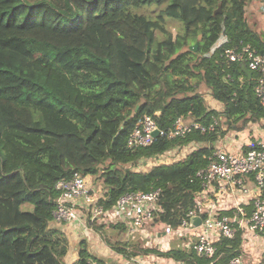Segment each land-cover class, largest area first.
<instances>
[{"label":"trees","instance_id":"1","mask_svg":"<svg viewBox=\"0 0 264 264\" xmlns=\"http://www.w3.org/2000/svg\"><path fill=\"white\" fill-rule=\"evenodd\" d=\"M128 1L65 0L59 6L51 0H0V264H104L85 237L75 262H67L70 240L52 222L56 184L75 172L103 180L98 202L106 208L125 193L161 187L165 212L158 220L177 226L194 205L201 188L197 171L216 143L241 129V122L264 117L253 83L244 80L246 67L221 55L240 40L264 51V36L247 22L250 0H155L162 7L156 18L141 15L143 60L118 47L109 30L93 44L23 34L34 28L77 32L89 22L96 32L115 20L117 9L130 13ZM219 3L222 11L214 14ZM167 19L180 21L177 34ZM195 42L197 50L190 47ZM202 84L222 109L207 103ZM145 114L165 129L182 115L206 126L215 116L218 124L176 138L159 135L132 149L128 136ZM163 155L167 162L142 169ZM90 218L87 224L125 257L145 251L184 264H211L177 242L167 250L142 249L128 239L124 223ZM240 244V232L225 238L214 264H226Z\"/></svg>","mask_w":264,"mask_h":264},{"label":"built area","instance_id":"2","mask_svg":"<svg viewBox=\"0 0 264 264\" xmlns=\"http://www.w3.org/2000/svg\"><path fill=\"white\" fill-rule=\"evenodd\" d=\"M221 55L227 61L240 62L246 67L244 80L253 83L264 107V51L249 41L240 40L225 47ZM217 124L215 116L206 126L196 118L182 115L165 129L151 115L145 114L130 132L127 143L135 149L152 144L159 135L176 138L196 129L214 130ZM253 125L264 127V117ZM168 160L163 155L145 164ZM197 178L201 188L195 192L194 205L177 226L165 223L161 233L176 240L177 246L211 258L214 264L222 256V241L240 232V250L229 257L226 264H264V139L226 132L216 143L207 165L197 171ZM56 187L60 194L53 211L54 224H83L94 231L87 224L90 214V219L98 222L124 223L128 237L139 236L147 239V244L161 238L156 223L165 212L161 187L125 193L109 208L98 202L103 192L96 194L88 175L75 172L71 178L58 181ZM194 217H199L200 222L193 223ZM138 260L140 264H149L146 259Z\"/></svg>","mask_w":264,"mask_h":264},{"label":"rangeland","instance_id":"3","mask_svg":"<svg viewBox=\"0 0 264 264\" xmlns=\"http://www.w3.org/2000/svg\"><path fill=\"white\" fill-rule=\"evenodd\" d=\"M28 1L34 2L38 0ZM51 1L59 6H63V4L65 3V0ZM127 6L130 13H128L124 8L117 9L115 13V20L109 24L104 25L96 32L88 28V25L90 24L89 22L83 29H80L77 32L51 33L46 29L34 28L32 30L24 32L23 34L36 36L39 38H48L57 43L86 42L89 44H93V42L98 41L102 38L106 30H109L115 44L118 47L128 50L135 58L143 60L147 52V37L144 32L145 23L141 18V15L156 18L162 7L161 5H158L155 0H129L127 2ZM263 7L264 0H250L246 9V18L249 26L254 28L256 32L264 36V12L261 9ZM167 25L169 28H171L174 34H177V32L181 29V23L178 20L167 19ZM200 89L206 94V86L204 84L200 86ZM151 165H153V162L146 163L142 169L150 168ZM88 176L91 178L92 185L96 191V194H101L102 190H104L103 180L96 178L93 174H90ZM156 223L158 224V230H160V240L156 239V241L147 244V239H140L139 236H136L135 238L128 237V239L132 240L142 249L151 247H157L159 249H161V247L165 248L168 245L167 242L172 240V237L163 235V233H161V230L163 229L165 224L163 221H160L157 218ZM156 235L157 234L153 236ZM162 244H165V246H163ZM140 253H145V251H142Z\"/></svg>","mask_w":264,"mask_h":264},{"label":"crops","instance_id":"4","mask_svg":"<svg viewBox=\"0 0 264 264\" xmlns=\"http://www.w3.org/2000/svg\"><path fill=\"white\" fill-rule=\"evenodd\" d=\"M207 103L211 106L220 110L223 105L216 99H214L208 92L205 94ZM254 121L250 120L248 122H241L238 124L241 129L229 130L228 133L243 136L244 138H263L264 139V127L253 125ZM62 228L69 240V250L66 255L67 262H74L78 257L79 242L82 238H87L89 241V249L96 254L98 257L102 258L104 264H140L138 258L146 259L149 264L157 261L159 264H176L177 262L171 258L159 256L154 253H139L137 255H131L130 257H125L121 253L114 251L108 244L104 241L102 236L96 230H90L83 224H56ZM175 241V242H174ZM176 244V240L172 238L167 242L165 248L162 250H167L172 244Z\"/></svg>","mask_w":264,"mask_h":264},{"label":"water","instance_id":"5","mask_svg":"<svg viewBox=\"0 0 264 264\" xmlns=\"http://www.w3.org/2000/svg\"><path fill=\"white\" fill-rule=\"evenodd\" d=\"M221 11H222V3H219L218 7L214 10V14H217L218 12H221ZM198 45H199V42H195L190 47H191V49L197 50ZM135 112H136V110H134L132 112V115L131 116L135 115ZM156 134H157V131H156ZM192 222L193 223H199L200 222V218L199 217H194V218H192Z\"/></svg>","mask_w":264,"mask_h":264}]
</instances>
